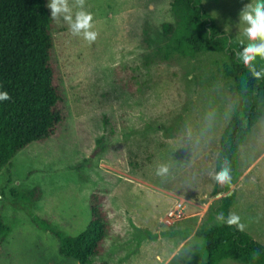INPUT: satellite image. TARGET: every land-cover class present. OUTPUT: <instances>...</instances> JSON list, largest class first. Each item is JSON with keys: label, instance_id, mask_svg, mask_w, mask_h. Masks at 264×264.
I'll return each instance as SVG.
<instances>
[{"label": "rangeland", "instance_id": "1", "mask_svg": "<svg viewBox=\"0 0 264 264\" xmlns=\"http://www.w3.org/2000/svg\"><path fill=\"white\" fill-rule=\"evenodd\" d=\"M173 1L86 0L98 32L91 44L53 20L70 111L54 135L30 143L0 173V211L11 229L0 264H80L62 256L58 237L33 219L78 235L91 219V194L106 190L111 231L91 264H207L205 241L195 231L204 222L222 223L211 208L218 199L212 175L238 94L223 53L175 51L161 28L176 20ZM250 2L201 5L246 44L239 13ZM161 165L169 169L165 177L156 175ZM247 168L230 213L264 244V111L238 150L239 174ZM120 179L135 182L122 186Z\"/></svg>", "mask_w": 264, "mask_h": 264}, {"label": "trees", "instance_id": "2", "mask_svg": "<svg viewBox=\"0 0 264 264\" xmlns=\"http://www.w3.org/2000/svg\"><path fill=\"white\" fill-rule=\"evenodd\" d=\"M173 23H163V33L174 42V49L187 56L200 52H220L226 57L225 75L233 81L238 99L225 127L215 160V172L225 161L232 168V184L239 178L238 150L264 111V79L253 78L235 53L242 50L240 41L222 31L201 5V0H174ZM47 0H0V91L11 99L0 101V173L19 151L35 141L54 135L69 115L67 97L61 87V71L55 52ZM257 70L264 60L257 58ZM215 182L214 194L230 187ZM110 190L90 196L91 219L75 236H64L51 229L47 219L34 218L39 228L52 230L59 239V252L80 264H91L92 257L106 250L105 239L111 231L110 218L104 209ZM35 196L29 192L25 198ZM37 196V194H36ZM235 192L212 204L215 215L227 217ZM11 229L0 211V247ZM205 241L207 264L232 259L244 264H264V244L247 231L226 223L208 226L202 223L195 231ZM186 238L191 231L181 232ZM107 264V263H100Z\"/></svg>", "mask_w": 264, "mask_h": 264}, {"label": "clouds", "instance_id": "3", "mask_svg": "<svg viewBox=\"0 0 264 264\" xmlns=\"http://www.w3.org/2000/svg\"><path fill=\"white\" fill-rule=\"evenodd\" d=\"M86 0H49L47 7L51 10L50 17L60 23L63 21L68 25L73 36H82L89 44L96 41L98 32L93 30V15L86 11ZM239 22L243 28L241 40L242 50L236 51L235 55L245 68L249 70L253 78L264 79V67L257 70V58L264 60V0H251L239 13ZM11 99L7 91H0V101ZM168 167L161 165L156 169V175L165 177L168 174ZM232 168L228 161H225L220 170L212 175V179L222 188L232 184ZM218 221L226 223L229 227L235 225L241 232L245 225L241 223L240 217L234 213H229L227 217L223 212L218 213Z\"/></svg>", "mask_w": 264, "mask_h": 264}, {"label": "crops", "instance_id": "4", "mask_svg": "<svg viewBox=\"0 0 264 264\" xmlns=\"http://www.w3.org/2000/svg\"><path fill=\"white\" fill-rule=\"evenodd\" d=\"M248 171H249V168H247V169H245V171L243 172V173H240L239 174V178H238V180H237V182L235 183V184H233L231 187H230V190L228 191V192H225L226 194H231L234 190H235V188L238 186V183H239V181L241 180V179H244V177L248 174ZM135 180V179H134ZM128 181V180H125L124 179V181H123V179H120L119 180V183H120V185H125V182H127V183H131V184H134V182L135 181ZM138 181H141V182H143L141 179L139 180V179H137ZM129 187H131L130 185H128ZM132 188V187H131ZM148 192H149V190H147ZM216 195V194H215ZM222 195V193H219V194H217V196H218V198H220V196Z\"/></svg>", "mask_w": 264, "mask_h": 264}, {"label": "built area", "instance_id": "5", "mask_svg": "<svg viewBox=\"0 0 264 264\" xmlns=\"http://www.w3.org/2000/svg\"><path fill=\"white\" fill-rule=\"evenodd\" d=\"M182 204V203H181ZM181 204H178L177 208H176V211L179 212L181 214V210H182V205ZM173 215L175 214V212L172 213Z\"/></svg>", "mask_w": 264, "mask_h": 264}, {"label": "water", "instance_id": "6", "mask_svg": "<svg viewBox=\"0 0 264 264\" xmlns=\"http://www.w3.org/2000/svg\"><path fill=\"white\" fill-rule=\"evenodd\" d=\"M225 195H228V194H226L225 192H222V195L220 197L225 196Z\"/></svg>", "mask_w": 264, "mask_h": 264}]
</instances>
